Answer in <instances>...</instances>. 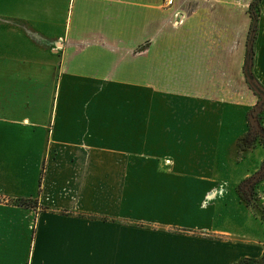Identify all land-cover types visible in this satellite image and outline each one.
<instances>
[{"label": "crops", "instance_id": "0c3cea01", "mask_svg": "<svg viewBox=\"0 0 264 264\" xmlns=\"http://www.w3.org/2000/svg\"><path fill=\"white\" fill-rule=\"evenodd\" d=\"M168 1L0 2V264L264 260V222L237 190L264 164V145L241 146L250 105L191 96L187 74L236 55L239 29L243 49L249 3ZM201 16L215 53L203 26L194 44L189 22L172 26ZM256 189L264 204V178Z\"/></svg>", "mask_w": 264, "mask_h": 264}, {"label": "rangeland", "instance_id": "374dc122", "mask_svg": "<svg viewBox=\"0 0 264 264\" xmlns=\"http://www.w3.org/2000/svg\"><path fill=\"white\" fill-rule=\"evenodd\" d=\"M231 2H234L235 5L237 6V10H241L242 5H246L247 3H249V5L247 6V12L250 16V27L248 29V32L246 34V37L243 36L245 39L244 41V45H243V49H242V44H241V39H240V29L238 30V40H237V52L236 55L235 53H232L230 51V54L228 56L227 59H224V57L222 56L221 51L218 49L216 52V56L214 57L215 60L219 59L217 63V66H214V72H212L213 68H209L206 67V70H210V72H200V70H198L197 68H194V66H192L191 64H189V68H188V77L190 80H192V83L190 85V89H189V95H193L194 97H199V94L201 92V90H205L206 92V96H210V95H214L216 97H218L220 100H230L235 102L236 104H244L246 103L250 105V109L248 110V112L246 113V124L248 126V133L247 136H245V139L242 140L241 146H248V145H252L255 142L260 143L259 139H263L264 140V99H262V97L258 94H255V92L253 91V89L249 86L248 80H247V70L249 69V64L251 63V73H252V79H255L258 84L260 85L259 81L256 79V75L254 72L255 69V63H254V57H255V53H256V39L259 37V28H260V18L263 15V9H262V4H263V0L260 1L259 3V7L251 8V3L254 2V0H226ZM0 2H3V0H0ZM233 4V3H232ZM234 5V4H233ZM169 7H171V4H168ZM0 12H4V9H0ZM257 16V21L253 22L252 20V14ZM251 14V15H250ZM195 17H193L194 19ZM209 16H205V18H203V16H201V19L204 21V24H200L194 21H188V20H184V24H181L183 22H181L180 20L177 19V21H174V23L172 24V26H177L180 27L181 25H183V27L181 26V29L179 28V30L175 29V31L179 32V31H184L186 30V25H188L189 22V28L187 29L188 31H186L183 35L184 38L186 39L188 36H190L189 38H192L195 34H196V30H198V28H200V26H203L204 29V34H205V43H204V48L206 49V52L208 51L207 49L209 48L211 51H213L215 53V44L216 42L213 41V39H215L216 37L214 36L213 32H212V27H214L211 23V20H208ZM192 23V24H191ZM175 24V25H174ZM256 24V25H255ZM212 26V27H211ZM223 27V25H222ZM215 28V27H214ZM173 31V28L171 29ZM169 30V32L171 31ZM174 31V32H175ZM188 32H191L192 34H189ZM181 38V37H180ZM213 38V39H212ZM194 40L190 41V40H184V44H189L192 43ZM145 47V45H144ZM191 48L190 46L188 47V49ZM240 49H242L240 51ZM251 58V60H250ZM196 58L194 57H190L189 60H194ZM226 61V64L228 62H230V65L228 67V69L230 70V73L227 72H223L224 67H221L222 64L220 65L219 63ZM234 62H236L234 64ZM183 72H184V68H183ZM230 76V79L232 81L236 82V88H232L228 89V88H216V89H208V87H206V85L210 84L209 88L213 87V79L216 80L215 84L216 86H222L223 87V81L225 77ZM204 77V78H202ZM206 78V80H205ZM221 79V82H220ZM205 83H202L201 81H204ZM209 80V81H207ZM207 82V83H206ZM209 82V83H208ZM196 84H203L204 85V89H196V87H194ZM261 86V85H260ZM262 87V86H261ZM263 88V87H262ZM264 89V88H263ZM116 91V90H115ZM128 90H125V92H127ZM208 92V93H207ZM260 93L262 95H264V92L260 91ZM259 98H261L260 102H259ZM259 102V103H258ZM262 175V174H261ZM261 175H253L252 178L250 179V181H248L247 183H245L241 190L239 191V196H241L243 199H245V202H248V204L252 205L254 207V210L257 211V213L260 215H262L264 213V204L261 203L260 201V192L258 189H256V187L259 186L258 181L261 178ZM258 183V184H257ZM241 185V183L238 185V187ZM244 201V200H243ZM0 202H4L3 200L0 199ZM7 203H12V204H21L23 207H28V208H34L37 207V203L34 201H26L25 204L23 202L20 201H12V200H8ZM243 263L241 264H253L251 261H242ZM259 264H264V260L260 261Z\"/></svg>", "mask_w": 264, "mask_h": 264}, {"label": "trees", "instance_id": "16d2710c", "mask_svg": "<svg viewBox=\"0 0 264 264\" xmlns=\"http://www.w3.org/2000/svg\"><path fill=\"white\" fill-rule=\"evenodd\" d=\"M260 1L261 0H254V2L253 3H251V8L252 7H254V8H257V7H259V3H260ZM252 14V13H251ZM250 14V15H251ZM252 20H253V22H256L257 21V16H255V15H253L252 14ZM256 25V24H255ZM259 142H260V144H262V145H264V140L263 139H259ZM264 168V164L261 166V168H260V170H262ZM259 170V171H260ZM254 175H256V174H254ZM252 178V177H251ZM251 178H248V179H246L244 182H242L241 183V185L238 187V193H239V191L241 190V188H242V186L245 184V183H247L248 181H250V179ZM262 178H264V173H262V175H261V178H260V180L258 181V183L261 181V179ZM257 183V184H258ZM241 198V200L243 201L244 200V202H245V199H243L242 197H240ZM20 202H23L24 204H25V202L26 201H20ZM247 204H248V202H246ZM21 205V204H20ZM260 218H261V220L264 222V213L262 214V215H260ZM253 264H259V262L258 261H251ZM241 263H243V262H241ZM240 263V264H241Z\"/></svg>", "mask_w": 264, "mask_h": 264}, {"label": "water", "instance_id": "95a60500", "mask_svg": "<svg viewBox=\"0 0 264 264\" xmlns=\"http://www.w3.org/2000/svg\"><path fill=\"white\" fill-rule=\"evenodd\" d=\"M250 60H251V58H250ZM246 76H247L249 86L253 89L255 94L260 95L262 97V99H264V95H262L260 93V91L264 92V89L258 84V82L255 79H252L251 63L249 64V69L247 70ZM262 173H264V168L262 170L258 171L256 173V175L258 176V175H261Z\"/></svg>", "mask_w": 264, "mask_h": 264}, {"label": "built area", "instance_id": "2783aa9c", "mask_svg": "<svg viewBox=\"0 0 264 264\" xmlns=\"http://www.w3.org/2000/svg\"><path fill=\"white\" fill-rule=\"evenodd\" d=\"M168 4H172V0H169V1H168Z\"/></svg>", "mask_w": 264, "mask_h": 264}, {"label": "flooded vegetation", "instance_id": "af4514ba", "mask_svg": "<svg viewBox=\"0 0 264 264\" xmlns=\"http://www.w3.org/2000/svg\"><path fill=\"white\" fill-rule=\"evenodd\" d=\"M260 100H261V98H259V102H260ZM259 102H258V103H259Z\"/></svg>", "mask_w": 264, "mask_h": 264}]
</instances>
